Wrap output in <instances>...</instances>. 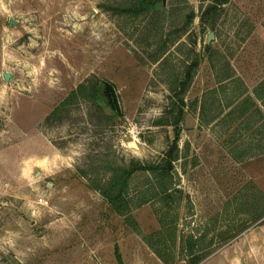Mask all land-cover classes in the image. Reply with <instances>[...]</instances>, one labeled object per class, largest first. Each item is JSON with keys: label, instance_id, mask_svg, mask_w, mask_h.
I'll list each match as a JSON object with an SVG mask.
<instances>
[{"label": "rangeland", "instance_id": "374dc122", "mask_svg": "<svg viewBox=\"0 0 264 264\" xmlns=\"http://www.w3.org/2000/svg\"><path fill=\"white\" fill-rule=\"evenodd\" d=\"M150 1L134 15L117 12L134 0H0V264H120L117 254L165 264L145 240L161 216L178 227L175 242L152 240L170 264H187L180 235L191 231L199 248L214 249L201 264L259 255L249 232L260 221L233 236L264 210V0H229L208 14L214 0ZM195 59L175 199L166 204L150 174L136 172L127 224L89 179L162 158L175 132L159 119ZM81 83L112 85L117 107L71 95ZM248 96L263 116L240 114Z\"/></svg>", "mask_w": 264, "mask_h": 264}, {"label": "trees", "instance_id": "16d2710c", "mask_svg": "<svg viewBox=\"0 0 264 264\" xmlns=\"http://www.w3.org/2000/svg\"><path fill=\"white\" fill-rule=\"evenodd\" d=\"M135 4L133 6L124 7L117 9L119 13H130V14H139L143 12H147L152 9L155 3L150 0H134ZM229 0H214V3L210 4L206 9L205 13L208 14L212 10L215 9V5L224 4ZM216 3V4H215ZM204 13V14H205ZM199 64L198 59L193 60L187 67L185 71L184 81H182L181 93L182 95L177 98V100H172L171 104L168 106L166 110L165 116L159 119L161 124H170L174 127V138L169 143L168 148L164 152L162 158L158 161L152 162H143L139 160H131L129 165L124 166H109L107 168V176L103 179H89L90 186L99 191L100 194L105 198L108 203L110 209L125 218V222L127 224L132 225L136 220L133 217V200L130 197L129 190L131 181L136 172L142 171L150 174L152 187L156 188V196H160L162 200L166 204L169 201L175 199L173 197V177L175 173V162L179 158L180 154V136H181V122L183 120L184 115V96L183 94L187 90V87L190 81L193 78V70ZM106 87L102 85V83H96L94 85H88L87 83H81L74 89L71 93L73 96H77L79 93L86 99L92 101L99 102H109L106 94ZM257 96L264 99V92L261 94L260 92H256ZM264 101V100H263ZM111 102V101H110ZM112 104V102H111ZM264 104V102H263ZM113 105V104H112ZM239 112L241 115L246 114L247 112L253 110L258 114L263 116V110L259 106V104L251 97L248 96L244 98L239 104ZM148 198H143L141 204L146 203ZM165 216L160 217L161 228L157 232L148 235L145 237V240L149 243L153 251L158 255V257L165 264H170L174 262L175 257H172L169 254L168 249H162L160 247L155 246L152 242L153 238H158L159 244H162L166 238L169 236V239L172 242H175L178 238V227L176 224H168L165 220ZM260 221L258 224H264V210H259L254 216L252 220H250V224L246 227H242L237 230L234 234L233 238L239 237L242 233L250 228L253 224ZM137 224V222H136ZM181 243L179 254L186 261L187 264H201L205 259H207L214 251L213 248H199V242L202 239L201 236L191 232H182L181 235ZM118 255V259L120 264H124L120 255Z\"/></svg>", "mask_w": 264, "mask_h": 264}, {"label": "crops", "instance_id": "0c3cea01", "mask_svg": "<svg viewBox=\"0 0 264 264\" xmlns=\"http://www.w3.org/2000/svg\"><path fill=\"white\" fill-rule=\"evenodd\" d=\"M249 233L251 235L250 236V238H251V242H250L251 249L256 251V252H260L259 255L254 256L250 252L251 257H250V260L248 262L243 261V259L240 257L239 258L235 257L231 260V261H233L232 264H244V263L245 264H264V224H261V225H259V227L252 229ZM245 237L246 236H242L240 238V241H244L246 239ZM160 261H161V263H163V261L161 259H160Z\"/></svg>", "mask_w": 264, "mask_h": 264}, {"label": "water", "instance_id": "95a60500", "mask_svg": "<svg viewBox=\"0 0 264 264\" xmlns=\"http://www.w3.org/2000/svg\"><path fill=\"white\" fill-rule=\"evenodd\" d=\"M165 1V0H164ZM13 24H17V21L14 19V17H10V26H12ZM214 37L213 32L210 34L209 38H208V42H210ZM10 73L9 72H4V77L6 80L10 79ZM106 91L109 93L110 96V101L112 102L114 107H117L118 102H117V96L115 93V89L112 85L106 83Z\"/></svg>", "mask_w": 264, "mask_h": 264}, {"label": "flooded vegetation", "instance_id": "af4514ba", "mask_svg": "<svg viewBox=\"0 0 264 264\" xmlns=\"http://www.w3.org/2000/svg\"><path fill=\"white\" fill-rule=\"evenodd\" d=\"M153 1H155V0H153ZM105 92H106V94H107L108 101H109V103H110V96H109V93H108L107 91H105Z\"/></svg>", "mask_w": 264, "mask_h": 264}, {"label": "built area", "instance_id": "2783aa9c", "mask_svg": "<svg viewBox=\"0 0 264 264\" xmlns=\"http://www.w3.org/2000/svg\"><path fill=\"white\" fill-rule=\"evenodd\" d=\"M47 201V200H46Z\"/></svg>", "mask_w": 264, "mask_h": 264}]
</instances>
